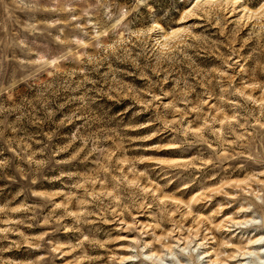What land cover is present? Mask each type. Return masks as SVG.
<instances>
[{"label":"rangeland","instance_id":"obj_1","mask_svg":"<svg viewBox=\"0 0 264 264\" xmlns=\"http://www.w3.org/2000/svg\"><path fill=\"white\" fill-rule=\"evenodd\" d=\"M262 235L264 0H0V264H261Z\"/></svg>","mask_w":264,"mask_h":264},{"label":"bare ground","instance_id":"obj_2","mask_svg":"<svg viewBox=\"0 0 264 264\" xmlns=\"http://www.w3.org/2000/svg\"><path fill=\"white\" fill-rule=\"evenodd\" d=\"M253 220H254V218H253ZM262 242H264V235H262L259 238L253 240L252 243H253V246H257V243L259 244V243H262ZM253 249L254 250H249L247 253H244V256H246V255H254L256 257L257 262L259 261L261 264H264V246L253 247ZM171 254H173V253L171 252ZM205 257H208V255H206ZM159 260L161 262L165 261L164 258H162V257H159ZM255 262L252 263V264H256ZM241 264H247V261L241 262Z\"/></svg>","mask_w":264,"mask_h":264}]
</instances>
